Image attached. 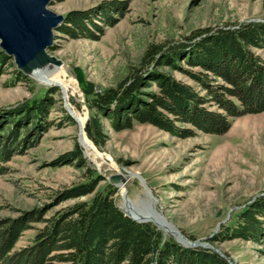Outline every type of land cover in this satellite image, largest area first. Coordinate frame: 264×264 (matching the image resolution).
<instances>
[{
  "label": "rangeland",
  "instance_id": "obj_1",
  "mask_svg": "<svg viewBox=\"0 0 264 264\" xmlns=\"http://www.w3.org/2000/svg\"><path fill=\"white\" fill-rule=\"evenodd\" d=\"M105 1L112 0H51L48 8L65 15L73 9H98ZM115 1L124 2L123 15L112 26L102 25L104 32L95 40L71 39L53 30L52 45L47 52L60 61L50 69L52 78L57 80L54 84L40 83L26 75L27 81L8 85L12 67H6L0 74L1 114L15 102L40 97L52 86L59 88L52 99H61L48 112L47 120L53 125L45 132L31 135L4 163L8 171L0 175V219L16 217L33 208H49L56 192L85 181L80 166L67 162L77 143L86 168L94 169L101 177L96 191L116 188L114 200L118 207L122 208L124 198L114 175L127 179L133 173L144 182L138 177L139 180L133 178L127 183L129 200L147 205L149 189L155 208L182 235L194 236L195 240L191 241L227 254L232 264H264L263 237L257 242L207 241L221 224L231 223L247 202L264 194V111L231 119L230 128L222 135L193 128V136L185 138L150 124L136 123L130 129L114 131L102 118L107 141L97 147L83 132L93 149L86 152L79 141V125L65 102L84 124L93 112L88 106L89 96L84 93L85 82H92L96 90L114 85L129 66L138 64L150 44L179 41L196 29L225 22L258 20L264 17V0ZM255 51L264 59V51ZM173 74L189 81L179 72ZM55 83L61 84L66 99L62 88ZM61 106L75 124H63ZM93 194L64 200L52 206L45 216L76 201H89ZM40 226L35 223L26 230L15 249L27 245Z\"/></svg>",
  "mask_w": 264,
  "mask_h": 264
},
{
  "label": "trees",
  "instance_id": "obj_2",
  "mask_svg": "<svg viewBox=\"0 0 264 264\" xmlns=\"http://www.w3.org/2000/svg\"><path fill=\"white\" fill-rule=\"evenodd\" d=\"M124 9V2L112 0L98 9L69 10L55 30L71 39L95 40L102 36L104 27L121 18ZM255 50L264 51V17L225 22L196 29L179 41L150 44L138 64L129 66L114 85L96 90L92 82L84 83L93 112L85 120L83 131L97 147L107 141L102 118L114 131L130 129L137 123L182 138L193 136V128L222 135L230 128L231 119L264 111V59ZM6 67H12L8 85L28 80L0 48V74ZM174 72L189 81L176 78ZM58 91L52 86L40 97L23 99L1 111L0 175L8 171L4 163L20 144L53 125L47 120L48 112L61 100L52 99ZM60 111L63 124H75L62 106ZM67 160L80 166L85 181L56 192L49 208L1 218L0 264H232L227 254L223 253L224 257L207 247L184 246L154 223L125 215L115 203L116 188L96 191L101 177L86 168L77 143ZM91 193L89 201H76L45 216L52 206ZM35 223L41 226L29 243L15 249L21 235ZM262 237L264 194L247 202L231 223L221 224L207 241L257 242Z\"/></svg>",
  "mask_w": 264,
  "mask_h": 264
},
{
  "label": "water",
  "instance_id": "obj_3",
  "mask_svg": "<svg viewBox=\"0 0 264 264\" xmlns=\"http://www.w3.org/2000/svg\"><path fill=\"white\" fill-rule=\"evenodd\" d=\"M50 1L0 0V48L12 57L16 68L25 75H28L37 66H44L49 63L60 64V61L50 56L47 50L52 45L53 30L62 22L64 15L50 10L48 8ZM69 113L77 122L75 116L70 111ZM142 182L144 181L142 180ZM121 210L125 215L138 222L150 221L135 218L123 209ZM174 231H170V234L175 236L174 233H176L182 238L183 240H180L175 236L176 241L184 246L208 247L205 243L191 241L178 230ZM209 248L218 252L213 247ZM226 258L229 260L228 257Z\"/></svg>",
  "mask_w": 264,
  "mask_h": 264
},
{
  "label": "bare ground",
  "instance_id": "obj_4",
  "mask_svg": "<svg viewBox=\"0 0 264 264\" xmlns=\"http://www.w3.org/2000/svg\"><path fill=\"white\" fill-rule=\"evenodd\" d=\"M50 69H52L51 63L46 64L44 66H37L34 69H32L28 75L32 76L33 78H35L40 83L54 84V81H57V80H54L52 78ZM55 84H58L62 88V91H64V99H66L65 90L63 89L61 84H59V83H55ZM65 102H66L67 108L70 110V112L77 119V123L79 125V132L81 135L79 137V141H80L81 145L83 146V148L85 149L86 152L93 150L91 144L85 139L84 135H82V134H84L82 131L83 124L81 123L80 118H78L76 116V114L74 113V111L70 108L69 104L67 103V100H65ZM115 176L116 175H114V178L116 179L115 182H116L117 186L120 188L121 193H122L123 198H124L121 209H123L126 213H128L129 215H131L135 218L148 219L151 222H154L165 233H170V231L175 232L174 230H176V229L172 226V224L167 220V218L164 215L161 214L160 211H158L155 208V206H154L155 201L153 200L152 196L150 195L148 189L146 190L147 191V193H146L147 198L145 197L147 205H144V206L138 205V204L134 203L133 201H131L127 198V196H126L127 183L133 178L138 179L139 176L137 177L133 173H130L129 176L127 177V179L125 176H117V177H115ZM139 179H141V178L139 177ZM174 234L177 238H179L180 240H183L176 233H174Z\"/></svg>",
  "mask_w": 264,
  "mask_h": 264
}]
</instances>
